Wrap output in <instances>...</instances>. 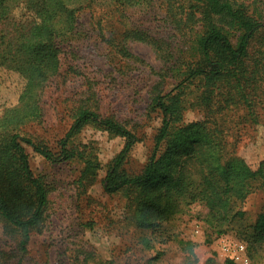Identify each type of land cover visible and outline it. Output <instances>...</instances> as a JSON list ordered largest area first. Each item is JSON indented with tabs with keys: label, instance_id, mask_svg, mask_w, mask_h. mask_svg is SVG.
Wrapping results in <instances>:
<instances>
[{
	"label": "trees",
	"instance_id": "obj_1",
	"mask_svg": "<svg viewBox=\"0 0 264 264\" xmlns=\"http://www.w3.org/2000/svg\"><path fill=\"white\" fill-rule=\"evenodd\" d=\"M114 1L119 7L150 2ZM93 2L0 0V30L9 19L17 27L15 37L2 34L0 47L5 48L0 60L26 78L17 104L0 116V221L7 234L17 238V264L23 263L33 232L39 233L44 227L50 193L46 177L34 172L26 145L51 163L71 160L77 156L72 138L89 123L126 139L124 148L109 162L102 184L107 193L126 192L137 202L132 219L140 227L156 228L172 220L185 205L199 202L209 210L210 237L236 230L248 239L250 249L264 250V210L253 213L243 207L251 194L264 190V160L256 169L248 165L238 153L236 130L227 119L230 111L242 108L244 113L238 121L258 124L259 111L264 109V18L255 17V11L251 12L244 1L163 0L169 18L188 39L189 58L184 60L177 59L165 39L139 29L111 37L119 54L139 62L144 60L132 52L130 44L140 41L151 45L164 65L169 64V69L160 74L166 78L170 73L176 81L168 92L161 87L164 80L153 88L146 116L158 113L160 126L151 155L139 173L128 174L122 169L129 152L140 141L139 135L121 120L92 108L75 110L56 151L21 132V126L43 117L44 86L58 75L65 45L81 35L77 30L78 13ZM258 36L263 46L253 52ZM194 85L197 94L190 92ZM190 107L200 108L203 120L180 125ZM182 140L184 150L176 156L175 143ZM97 168L96 162L87 160L78 182L81 184ZM139 208L142 216L138 217ZM79 260L75 258L76 264H115L113 259L97 258L89 263L86 258ZM224 264L236 263L227 259Z\"/></svg>",
	"mask_w": 264,
	"mask_h": 264
},
{
	"label": "rangeland",
	"instance_id": "obj_2",
	"mask_svg": "<svg viewBox=\"0 0 264 264\" xmlns=\"http://www.w3.org/2000/svg\"><path fill=\"white\" fill-rule=\"evenodd\" d=\"M240 1L255 11V17L264 18V0ZM88 3L84 0V4ZM166 10L163 0H150L135 7H119L114 0H94L91 7L82 9L77 24L81 35L65 45L59 73L42 91L43 117L21 126V132L56 151L75 110L92 108L103 116L121 120L139 135L140 141L122 165L128 174L139 173L151 155L160 126L158 113L146 116L153 88L164 80L161 87L168 92L176 81L170 73L166 78L160 74L169 69V64L164 65L151 45L140 41L130 44L132 52L144 60L139 62L119 54L111 37L119 38L126 30L139 29L165 39L178 60L189 58L185 31L169 18ZM4 33L16 36L14 20L3 24L0 44ZM231 37L236 41L235 33ZM262 46V37L258 36L252 51ZM4 48L0 47L1 54ZM25 83L24 76L0 60V116L17 104ZM197 85H201L199 81ZM190 89L199 92L196 86ZM242 113L244 110L237 108L229 112L227 119L236 130L238 153L256 169L264 160V109L259 111L258 124L240 123ZM203 116L200 108L190 107L180 125L201 121ZM182 142L175 143L176 156L184 150ZM125 144L124 137L89 123L72 138L77 156L71 160L51 163L26 145L34 172L46 177L50 193L46 222L41 232H33L22 264H76V257L86 258L87 263L98 258L113 259L115 264H224L227 259L234 260L231 255L238 243L245 245L249 264H264V250L250 249L248 239L240 237L236 230L210 237L209 210L199 202L185 205L172 220L156 228L140 227L132 219L137 202L126 192L107 193L102 184L109 162ZM87 160L96 162L98 168L80 184ZM157 181L156 178L154 187ZM126 202H130L129 207ZM243 207L253 213L264 210V190L251 194ZM139 214L142 216L140 208L138 217ZM16 250L17 238L8 235L0 221V264H17Z\"/></svg>",
	"mask_w": 264,
	"mask_h": 264
},
{
	"label": "built area",
	"instance_id": "obj_3",
	"mask_svg": "<svg viewBox=\"0 0 264 264\" xmlns=\"http://www.w3.org/2000/svg\"><path fill=\"white\" fill-rule=\"evenodd\" d=\"M232 259H234L238 263L242 264H249L250 258L246 253V247L242 243H238L236 247L234 248L232 255Z\"/></svg>",
	"mask_w": 264,
	"mask_h": 264
}]
</instances>
